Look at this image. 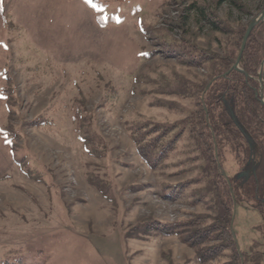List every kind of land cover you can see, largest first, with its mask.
Segmentation results:
<instances>
[{
    "label": "rangeland",
    "instance_id": "374dc122",
    "mask_svg": "<svg viewBox=\"0 0 264 264\" xmlns=\"http://www.w3.org/2000/svg\"><path fill=\"white\" fill-rule=\"evenodd\" d=\"M218 1L0 0V264H198L182 236L123 233L147 218H212L222 200L231 203L196 118L197 87L217 58L191 66L187 57L236 56L237 32L264 0H241L243 12ZM208 12L231 30L211 29ZM142 124L177 126L169 137L184 127L154 168L136 150ZM230 147L222 143L220 160L234 179L242 172ZM183 182L180 197L161 195ZM260 222L235 205L239 249L257 239ZM231 258L228 249L213 263Z\"/></svg>",
    "mask_w": 264,
    "mask_h": 264
},
{
    "label": "trees",
    "instance_id": "16d2710c",
    "mask_svg": "<svg viewBox=\"0 0 264 264\" xmlns=\"http://www.w3.org/2000/svg\"><path fill=\"white\" fill-rule=\"evenodd\" d=\"M228 1L240 11L246 10V5L241 0ZM220 2L223 1L219 0L218 3ZM203 18L212 26L211 29L231 30L230 27L220 26L221 22L215 20L214 13L203 14ZM182 20V23L185 22L184 17ZM246 26L237 32L238 51ZM237 54L234 57H219L217 54L202 53L196 57L192 54L187 57V64L191 66H201L204 62H209L214 57L217 58L218 65L215 66L208 81L197 87L200 89L203 99L201 98L198 103L200 108L196 118L204 130L201 131L200 136L205 140L203 144H207L206 152L209 151L210 154L207 159L216 165L214 174L216 180H219L216 184L217 186L220 184L222 193L230 199L231 203L222 200L212 218L203 215L175 222H162L154 218H147L142 222L128 226L123 233L125 238L148 241L152 238L182 236L183 242L193 248L198 264H215L213 261L228 249H231L232 258L221 264H264V103L261 102L259 96L255 95L260 87L258 81L260 65L264 61L263 22L260 21L251 30L240 56L238 69H234L232 65ZM210 82L211 84L206 89ZM261 92L264 97L263 90ZM245 117L256 123V130L252 132H257L259 138L246 129L243 121ZM29 124L36 126L41 123L32 121ZM176 127L174 125L151 127L142 124L134 129L137 153L150 168H154L166 160L176 148L184 132L183 127V130L169 137ZM81 141L84 144L87 143L83 137H81ZM222 143L231 146L230 150L235 155V163L239 172L247 173L241 178L237 177V174L234 179H230L226 174L233 198L228 182L218 171L219 169L223 171L220 160ZM214 145L216 146L218 164L214 155ZM84 146L87 148L86 144ZM188 185V182L165 185L161 195L164 198H178ZM239 203L256 211L260 215L261 222L254 227L257 239L250 240L246 248L237 251L230 223L233 204ZM186 229L187 231H185ZM168 262V264H172L170 260Z\"/></svg>",
    "mask_w": 264,
    "mask_h": 264
},
{
    "label": "water",
    "instance_id": "95a60500",
    "mask_svg": "<svg viewBox=\"0 0 264 264\" xmlns=\"http://www.w3.org/2000/svg\"><path fill=\"white\" fill-rule=\"evenodd\" d=\"M260 21L263 22V25H264V9L260 12L259 15H257L254 18H252L249 21V23L247 24V26L245 28V31H244V34H243L242 39H241V43H240V47H239V51H238L237 57H236L233 65H232V68L238 69L239 59H240V56H241V54H242V52L244 50L246 40H247V38H248L251 30L253 29V27L257 23H259ZM258 81H259V84H260V88H259L258 91H256L255 95H257L259 97H262L263 94H262L261 90H262V83L264 82V61L262 62L260 72L258 73ZM210 84H211V82L208 83V85L206 86V89L209 87ZM261 102L263 103L262 100H261ZM216 152H217L216 151V146L214 145V155H215L216 162L218 164ZM221 174L225 177L226 181L228 182V186H229V189H230V193H231V196L233 198V194H232V190H231L229 181H228V179H227V177H226V175H225V173L223 171L221 172ZM241 176H242V174H238L237 175V177H241ZM234 214H235V205L233 204V213H232L230 227L232 226V221H233ZM231 233H232V238H233L234 243H235V246H236V250L239 251V247H238V244H237V240H236L235 234L233 233L232 227H231Z\"/></svg>",
    "mask_w": 264,
    "mask_h": 264
},
{
    "label": "flooded vegetation",
    "instance_id": "af4514ba",
    "mask_svg": "<svg viewBox=\"0 0 264 264\" xmlns=\"http://www.w3.org/2000/svg\"><path fill=\"white\" fill-rule=\"evenodd\" d=\"M259 88H260V87H259ZM263 103H264V101H263ZM241 174H242V176H245V175H247V173H246V172H242Z\"/></svg>",
    "mask_w": 264,
    "mask_h": 264
},
{
    "label": "built area",
    "instance_id": "2783aa9c",
    "mask_svg": "<svg viewBox=\"0 0 264 264\" xmlns=\"http://www.w3.org/2000/svg\"><path fill=\"white\" fill-rule=\"evenodd\" d=\"M260 99H261L262 101H264V98H263V96H262V97H260Z\"/></svg>",
    "mask_w": 264,
    "mask_h": 264
}]
</instances>
